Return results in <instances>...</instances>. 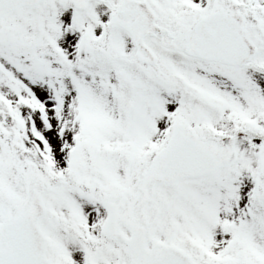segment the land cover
Instances as JSON below:
<instances>
[{
    "label": "snow or ice",
    "instance_id": "snow-or-ice-1",
    "mask_svg": "<svg viewBox=\"0 0 264 264\" xmlns=\"http://www.w3.org/2000/svg\"><path fill=\"white\" fill-rule=\"evenodd\" d=\"M0 264H264V0H0Z\"/></svg>",
    "mask_w": 264,
    "mask_h": 264
}]
</instances>
